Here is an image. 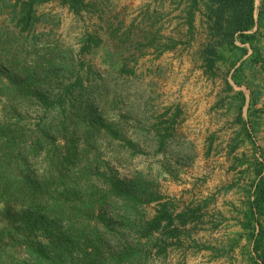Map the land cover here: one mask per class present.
I'll return each instance as SVG.
<instances>
[{
    "label": "rangeland",
    "instance_id": "rangeland-1",
    "mask_svg": "<svg viewBox=\"0 0 264 264\" xmlns=\"http://www.w3.org/2000/svg\"><path fill=\"white\" fill-rule=\"evenodd\" d=\"M22 3L31 4L34 19L25 31L18 23L26 14H21ZM262 3L255 0L257 11ZM188 5L189 0H76L73 4L67 0H0V34L34 44L39 50H54L55 72L49 70L47 77L54 97L74 81L73 70L86 78L84 86L91 88L84 96L85 104L77 109L66 107L64 115L73 122L68 132L84 130V123L77 124V119L78 112L80 118L89 119L84 117L87 103L106 125L119 130L111 135L90 128V141L79 143V150L88 151L83 161L89 178L85 182L100 184L101 190L108 189L106 182L113 176L132 182L141 203L140 215L130 219L138 222L152 219L159 209L157 202L146 204L148 197H163L161 202L172 203L176 212L200 207L197 221L181 228L177 240L165 241L164 254H157L158 248L150 249L131 264H248L251 246L239 223L253 178L247 163L258 153L240 130L241 121H249L257 144L264 149V12L253 30L259 61L246 45L248 54L236 65L241 67L236 77L230 71L231 61L238 57L236 50L218 48L222 60L213 70L205 67V46L211 40L205 9L201 4L194 12L189 29ZM85 46L90 50H83ZM36 58L35 53L28 56L30 61ZM240 91L246 103L238 119ZM21 95L12 88L0 89V123L8 98ZM26 104L21 108L20 125L32 129L42 111L30 108L31 99ZM165 134L159 143V136ZM57 143L62 145V139ZM114 222L112 232L100 227L105 256L95 257V263L108 259L110 252L145 242L123 227L122 221Z\"/></svg>",
    "mask_w": 264,
    "mask_h": 264
},
{
    "label": "trees",
    "instance_id": "trees-1",
    "mask_svg": "<svg viewBox=\"0 0 264 264\" xmlns=\"http://www.w3.org/2000/svg\"><path fill=\"white\" fill-rule=\"evenodd\" d=\"M67 1L73 4L76 0ZM201 4L211 37L205 46V67L213 70L222 60L223 56L217 54L218 48L236 50L238 57L231 61L230 71L237 77L241 67L236 65L248 54L246 45L252 48L255 60L259 61L255 50L257 32L253 30L263 15L264 3L257 11L255 0H189L186 8L189 29L194 12ZM22 6L21 14H26L18 23L24 25L22 30L25 31L34 19L31 4L22 3ZM90 40L96 45V41ZM83 50L90 49L85 46ZM32 53L37 55L34 61L28 60ZM53 53L49 47L39 50L34 44L19 43L0 34V89L10 91L12 88L23 94L8 98L4 121L0 123V264H131L150 249L158 248L156 253L164 254L165 241L177 240L182 234L181 228L197 221L201 216L197 214L200 207L176 212L172 203L161 202L163 197H148L144 198L146 204L157 202L159 209L152 219L138 222L130 219L132 215H140L138 205L141 203L132 182L113 176L106 182L107 190L98 188L100 184L85 182L89 178L83 161L88 151L79 150V143L83 139L90 141L93 135L90 128L95 131L101 128L111 135L119 130L112 124L106 125L92 104L87 103L84 117L89 119L80 118L81 112L77 119V124L84 123V130L78 134L68 132L67 126L73 122H68L69 117L64 115L66 107L82 108L84 96L91 86H84L83 74L76 70L79 73L74 75L76 71L73 70L74 81L64 87L62 94L54 97L47 82L49 70L55 72ZM88 74L89 70L85 72L86 77ZM237 96L242 102L238 106L240 119L246 96L241 91ZM29 99L30 108L41 110L42 116L32 129H24L20 121ZM73 101H78V105ZM252 111L258 112L255 108ZM241 122L240 132L258 155L247 163L253 178L245 198V209L240 213L243 220L239 226L251 246L247 263L264 264V149L257 144L249 121ZM166 137V134L159 136V143ZM58 139H62V145L57 143ZM236 148L233 147L231 152ZM35 165L39 168H34ZM99 177L104 178V174ZM116 219L145 242L127 246L124 251L110 252L106 255L108 259L95 263V257L105 256L100 227L112 232L117 225ZM93 221L96 224H92ZM99 222L101 226L97 224ZM154 234L160 237L155 238ZM237 243V240L232 242L231 250Z\"/></svg>",
    "mask_w": 264,
    "mask_h": 264
}]
</instances>
